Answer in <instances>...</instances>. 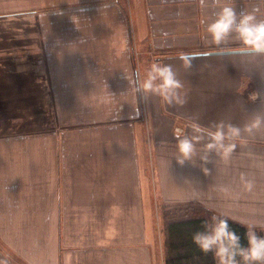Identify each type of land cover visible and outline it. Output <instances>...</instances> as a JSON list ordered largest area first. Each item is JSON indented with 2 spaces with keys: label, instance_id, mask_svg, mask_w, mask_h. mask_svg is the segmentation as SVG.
I'll use <instances>...</instances> for the list:
<instances>
[{
  "label": "crops",
  "instance_id": "crops-1",
  "mask_svg": "<svg viewBox=\"0 0 264 264\" xmlns=\"http://www.w3.org/2000/svg\"><path fill=\"white\" fill-rule=\"evenodd\" d=\"M72 2L105 15L73 21L57 51L42 15L15 21L37 11L0 8V264H165L156 229L174 204L264 228V123L244 130L264 121V55L212 54L241 46L206 32L224 6L264 20V0ZM152 64L172 66L183 105L137 90ZM191 123L241 133L205 161ZM177 134L201 135L183 165Z\"/></svg>",
  "mask_w": 264,
  "mask_h": 264
},
{
  "label": "clouds",
  "instance_id": "clouds-1",
  "mask_svg": "<svg viewBox=\"0 0 264 264\" xmlns=\"http://www.w3.org/2000/svg\"><path fill=\"white\" fill-rule=\"evenodd\" d=\"M199 2L204 6L205 0ZM217 4L219 0H213V5ZM206 32L211 38V43L216 46L224 44L234 35L241 46V51L264 55V20H257L255 11L238 14L232 7L224 6L216 13L215 19L207 24ZM185 67H191L190 61L185 60ZM182 88L183 84L171 65L152 64L145 71L142 82L138 77L137 90L142 95H158L169 105H183L186 102L180 91ZM256 98V94L251 97V99ZM262 123L264 121L257 117L244 130L251 133L254 129L260 128ZM189 127L194 133H206L210 138V142L204 146L205 155L201 157L205 161L208 154L213 151L222 153L225 157L229 156L235 145L225 143L226 139L237 138L241 133V129L232 124H218L215 131L204 129L197 123H191ZM177 139L179 152L177 162L183 165L193 159L196 154L195 145L200 141L201 135L189 138L177 134ZM245 188L251 190L252 183L245 181ZM193 242L203 253H212L217 264H264V237L258 236L253 229H249L247 247H244L240 243V237L230 229L226 218L213 216L210 223H205L204 231L194 234Z\"/></svg>",
  "mask_w": 264,
  "mask_h": 264
},
{
  "label": "trees",
  "instance_id": "trees-1",
  "mask_svg": "<svg viewBox=\"0 0 264 264\" xmlns=\"http://www.w3.org/2000/svg\"><path fill=\"white\" fill-rule=\"evenodd\" d=\"M209 214L212 215L203 205L192 202L164 208L165 264H217L212 253H203L193 242L194 234L204 231L205 223L209 222ZM219 217L228 220L230 229L240 237L241 245L247 247L249 229L227 217ZM254 231L258 236L264 237V228Z\"/></svg>",
  "mask_w": 264,
  "mask_h": 264
},
{
  "label": "rangeland",
  "instance_id": "rangeland-1",
  "mask_svg": "<svg viewBox=\"0 0 264 264\" xmlns=\"http://www.w3.org/2000/svg\"><path fill=\"white\" fill-rule=\"evenodd\" d=\"M15 1L19 4V7L21 8H25L26 10L32 9L37 11L34 15H32V17L30 14L24 16H18V19L15 20L17 21V25L23 26L24 24L28 23L30 20L36 21L37 14L42 15L39 17L40 19H44V20L46 19L47 25L45 24V31L48 30L49 32L50 40L52 43L51 50L53 51H57L59 45L58 42L60 43L59 39L61 37L67 38L66 39L67 47L70 44H72L73 32L75 30L73 21L89 20L94 16L98 18V16L105 15V13H99V12H97V14L96 13L91 14L90 11H80L81 4L74 3L72 2V0H15ZM0 8H2L3 10L8 9L9 0H2V1L0 0ZM26 10H24V12ZM5 12L8 11L0 10V15L9 13V12L5 13ZM16 29L17 32H19L18 33L19 35H23V36L28 35L27 33V31L29 30L28 28L17 27ZM177 131H179V129ZM192 203H197V202H192ZM197 204L201 206L203 205L200 203ZM209 211L212 213V215L210 214H209L210 216L208 215L209 223L211 222V218L213 216H218V217L220 216V215H215V213L211 210ZM159 215H160L159 218L160 226L156 229V241L158 244H161L162 248L164 249V245H163L165 242L164 228L166 225V220L165 221L164 219L161 220V212L159 213ZM165 256H166V251H165Z\"/></svg>",
  "mask_w": 264,
  "mask_h": 264
},
{
  "label": "water",
  "instance_id": "water-1",
  "mask_svg": "<svg viewBox=\"0 0 264 264\" xmlns=\"http://www.w3.org/2000/svg\"><path fill=\"white\" fill-rule=\"evenodd\" d=\"M242 53L243 51L241 50H232V51H218V52H213L212 54H222V53Z\"/></svg>",
  "mask_w": 264,
  "mask_h": 264
},
{
  "label": "built area",
  "instance_id": "built-area-1",
  "mask_svg": "<svg viewBox=\"0 0 264 264\" xmlns=\"http://www.w3.org/2000/svg\"><path fill=\"white\" fill-rule=\"evenodd\" d=\"M181 130L177 131V132H180Z\"/></svg>",
  "mask_w": 264,
  "mask_h": 264
}]
</instances>
